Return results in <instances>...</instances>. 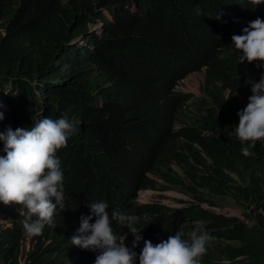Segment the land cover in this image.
Wrapping results in <instances>:
<instances>
[{
    "label": "trees",
    "instance_id": "obj_1",
    "mask_svg": "<svg viewBox=\"0 0 264 264\" xmlns=\"http://www.w3.org/2000/svg\"><path fill=\"white\" fill-rule=\"evenodd\" d=\"M257 18L264 4L253 10L249 0H0V132L62 115L77 130L56 153L66 208L55 226L28 237L23 206L0 203V264H94L97 253L70 239L101 200L110 216L139 218L138 254L144 240L155 245L168 222L137 194L162 173L150 166L153 155L192 130L207 154L189 185H197V218L214 234L207 260L264 264V141L245 157L239 120L225 114L228 103L247 106L264 73L256 66L264 62L239 64L231 39ZM193 75L201 95L185 105L189 94L176 88ZM3 148L0 141V156ZM111 226L131 248L130 230Z\"/></svg>",
    "mask_w": 264,
    "mask_h": 264
},
{
    "label": "clouds",
    "instance_id": "obj_2",
    "mask_svg": "<svg viewBox=\"0 0 264 264\" xmlns=\"http://www.w3.org/2000/svg\"><path fill=\"white\" fill-rule=\"evenodd\" d=\"M249 3L255 10L256 6L264 4V0H249ZM216 18L219 19V15ZM242 31V35L231 37L232 45L239 53V64L264 62V19L250 21ZM256 66L260 68L264 64ZM176 89L180 90V86ZM251 91L253 94L244 109L236 111L231 102L225 110L231 124L239 120L238 126L233 127L235 136L245 145L241 148L245 157L253 154L251 148L257 141H264V73L258 82L252 84ZM225 93L226 99L231 100V93ZM187 94L188 98L190 94L197 96L198 99L193 102H198L201 90ZM3 119L4 115L0 112V120ZM176 125L183 124L176 121ZM76 131L67 115H62L55 120L46 117L31 128L13 130L9 127L6 132H0V141H3L6 153L0 156V203L23 206L20 215L25 217L22 225L28 237L42 234L46 225L55 226L57 209L63 211L66 208L64 176L56 153L67 146V140ZM200 155L207 156L202 137L195 130L168 141L162 151L153 155L150 166L162 173L160 176L151 174L153 185L141 189L137 200L141 203L143 193L148 192L144 203L155 202L166 217L167 230L155 245L151 240H144L138 254L135 248L143 237L134 225L139 218L118 209L113 210L110 216L107 211L109 205L103 200L91 202V215L80 217V226L70 239L72 245L97 253L94 264H137V259L138 264L231 262L228 255L222 260L206 258L214 234L209 228V221L197 218V211L200 210V201L195 195L197 185L193 184L196 188L189 186L191 178L196 179L194 169ZM235 177L239 178L236 174ZM112 221L127 227L134 235L131 248L114 234ZM22 255H26V251H22Z\"/></svg>",
    "mask_w": 264,
    "mask_h": 264
},
{
    "label": "rangeland",
    "instance_id": "obj_3",
    "mask_svg": "<svg viewBox=\"0 0 264 264\" xmlns=\"http://www.w3.org/2000/svg\"><path fill=\"white\" fill-rule=\"evenodd\" d=\"M198 80H199L198 75L190 76V79L186 83H183L182 85H180V89L184 91V93L195 91L194 87L197 86ZM197 99H198L197 96L190 94L189 98L186 100L185 103L186 105H188V104H191L193 101H196ZM146 193L148 192L143 193L142 195L143 197L141 198V203H144L146 199Z\"/></svg>",
    "mask_w": 264,
    "mask_h": 264
}]
</instances>
